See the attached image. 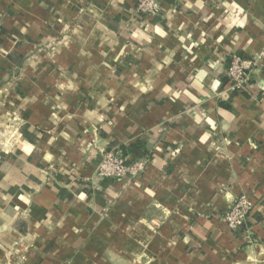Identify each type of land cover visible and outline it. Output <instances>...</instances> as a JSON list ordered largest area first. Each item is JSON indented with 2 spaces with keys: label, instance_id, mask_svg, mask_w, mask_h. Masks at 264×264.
<instances>
[{
  "label": "crops",
  "instance_id": "crops-1",
  "mask_svg": "<svg viewBox=\"0 0 264 264\" xmlns=\"http://www.w3.org/2000/svg\"><path fill=\"white\" fill-rule=\"evenodd\" d=\"M160 5L0 0V264H264V0ZM233 54H263L243 94ZM138 140V178L97 177Z\"/></svg>",
  "mask_w": 264,
  "mask_h": 264
},
{
  "label": "built area",
  "instance_id": "built-area-1",
  "mask_svg": "<svg viewBox=\"0 0 264 264\" xmlns=\"http://www.w3.org/2000/svg\"><path fill=\"white\" fill-rule=\"evenodd\" d=\"M160 8V0H137V10L142 14L155 16L159 13ZM262 55L244 57L233 54L231 56L226 68V76L228 78L227 88L232 94L248 92L253 72ZM145 166V159L127 162V158L123 157L120 151L111 149L104 152L96 175L100 179H135L144 171ZM250 208V200L247 194L243 193L233 200L228 210L223 214V219L234 231L244 228Z\"/></svg>",
  "mask_w": 264,
  "mask_h": 264
},
{
  "label": "trees",
  "instance_id": "trees-1",
  "mask_svg": "<svg viewBox=\"0 0 264 264\" xmlns=\"http://www.w3.org/2000/svg\"><path fill=\"white\" fill-rule=\"evenodd\" d=\"M4 32L5 31L0 28V43L2 42V35ZM111 149L120 151L122 156L127 158V162H133L134 160L152 157L151 150L141 140L130 143L128 145L123 144V143L114 142L108 146L106 151L111 150Z\"/></svg>",
  "mask_w": 264,
  "mask_h": 264
},
{
  "label": "rangeland",
  "instance_id": "rangeland-1",
  "mask_svg": "<svg viewBox=\"0 0 264 264\" xmlns=\"http://www.w3.org/2000/svg\"><path fill=\"white\" fill-rule=\"evenodd\" d=\"M6 135V133H4V134H0V142H1V144H2V142L3 143H5L6 142V140H5V138H4V136ZM6 144V143H5Z\"/></svg>",
  "mask_w": 264,
  "mask_h": 264
}]
</instances>
